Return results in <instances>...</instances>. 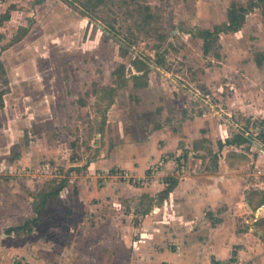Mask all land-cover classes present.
Instances as JSON below:
<instances>
[{"label": "rangeland", "instance_id": "rangeland-1", "mask_svg": "<svg viewBox=\"0 0 264 264\" xmlns=\"http://www.w3.org/2000/svg\"><path fill=\"white\" fill-rule=\"evenodd\" d=\"M86 1L0 0V264H157L191 246L177 235L182 210L156 212L172 221L158 240L145 225L168 178L264 185V7L107 0L87 17ZM233 3L245 24L206 52L200 30L226 23ZM226 210L203 218L248 230ZM36 217L31 233L9 231ZM199 217L195 244L210 227Z\"/></svg>", "mask_w": 264, "mask_h": 264}, {"label": "crops", "instance_id": "crops-1", "mask_svg": "<svg viewBox=\"0 0 264 264\" xmlns=\"http://www.w3.org/2000/svg\"><path fill=\"white\" fill-rule=\"evenodd\" d=\"M226 168L227 170L234 169L231 165ZM175 178L179 180L178 184L169 193L168 197L163 201H160V203H152L151 207H149L150 209L145 214L147 216L145 225L150 229L151 234L158 240L159 237H157L158 235H156L155 230H158L160 227L165 233V229L169 230L172 221H170V218L165 217L167 222L162 221V223H159V219L155 215L156 212L168 207H173L176 209V212L182 210V212H178V218L185 223V226L180 225L181 222H176L178 224L176 229L177 235L180 240L189 239L191 246L180 248V254L173 253L170 250H166L163 254L155 253L156 260L154 263L159 264V257H163L167 260L174 261L176 264H215L214 260L219 262L217 264H227L224 262L227 261L225 259L231 257L233 243H235L236 240H242L245 242V248H240L237 257L238 260L235 262L230 261L229 264H237L239 261H242L243 264H264V246L262 249L261 247H253L251 245V237L255 239L258 238L262 243L264 240V203L255 210L248 200V195L252 191L264 193V185L256 184V187L246 184L242 189L243 192L241 194V192L238 191L239 188L237 186H229V183H232L234 180H232V176L228 175L227 172L225 174L216 172L213 175H210L208 177L210 180L207 183H201L195 188V190H191L193 188L191 187L192 185L186 184L183 178ZM238 181L239 178H237L236 182ZM160 187L162 190L159 191L162 192L167 186L165 183H162ZM149 195L154 197V195ZM240 196L242 199H239ZM254 200L256 202L255 198ZM193 206L197 210H200V217L198 216L199 214L195 212L196 209H193ZM222 206L227 208L226 214L224 215L225 218L230 217V220L235 218V210H237V213L240 212V214L242 213L241 211H243L241 215H246L244 221L249 224L248 230L241 232L238 235L233 229H230L226 220L221 223H216V226H214L213 217H210V220H207L206 217L203 218L206 210L214 212V210H218ZM191 208L193 211H191ZM251 214H253V216H251ZM198 217L201 224L205 221L204 224L210 225L207 230L208 236L206 242L203 244L194 243V240L197 239L196 232L191 231V228L189 229L187 227L188 225H192L191 222H199V220H196ZM174 223L175 222H173V224ZM260 236L263 237L261 238Z\"/></svg>", "mask_w": 264, "mask_h": 264}, {"label": "trees", "instance_id": "trees-1", "mask_svg": "<svg viewBox=\"0 0 264 264\" xmlns=\"http://www.w3.org/2000/svg\"><path fill=\"white\" fill-rule=\"evenodd\" d=\"M106 1L107 0H87L86 2H84L85 15L87 17H90L91 15L90 12H93L100 5L106 3ZM255 7H264V0H254L253 4L250 6V9H254ZM227 16H228V21L226 23L222 25H217L213 29H201L200 30L199 35L204 40V47H205L206 52L209 51L210 47L212 46L211 44L218 40L221 33L227 32V31L236 32L239 29H241L243 25L245 24L246 17H247L245 9L237 3H233L230 6V8L228 9ZM23 35L24 33H22L20 36H17L15 40L16 41L20 40ZM239 138H243V137L239 136ZM235 142L236 140H227L226 143L233 144ZM261 143L264 144V139L261 141ZM178 181L179 180L175 177H171L167 179V182H168L167 187L162 192L159 193V197L161 201H163L164 199L168 197L169 193L177 186ZM62 189L63 187L61 186L56 191L52 192V194L58 195ZM254 198L255 199L258 198V200H256L255 202ZM248 200H249L250 205H252L254 209L256 210L260 205L264 203V193L259 192V191H252L248 195ZM39 221H40V218H37V217L28 219L23 225L19 227L11 228L9 231L11 232V231H16V230L26 229L28 233H31L32 232L31 226H37L39 224Z\"/></svg>", "mask_w": 264, "mask_h": 264}, {"label": "built area", "instance_id": "built-area-1", "mask_svg": "<svg viewBox=\"0 0 264 264\" xmlns=\"http://www.w3.org/2000/svg\"><path fill=\"white\" fill-rule=\"evenodd\" d=\"M263 243H264V241H263ZM20 264H25V263H20ZM237 264H243V262L239 261V262H237Z\"/></svg>", "mask_w": 264, "mask_h": 264}]
</instances>
